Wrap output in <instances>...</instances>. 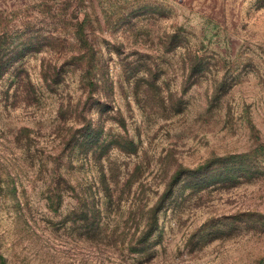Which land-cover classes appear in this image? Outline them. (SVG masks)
<instances>
[{
	"label": "rangeland",
	"instance_id": "1",
	"mask_svg": "<svg viewBox=\"0 0 264 264\" xmlns=\"http://www.w3.org/2000/svg\"><path fill=\"white\" fill-rule=\"evenodd\" d=\"M84 22L114 88L105 133L139 147L126 158L113 146L105 164L120 185L140 166L142 210L98 234L67 191L104 199L98 168L68 166L71 120L55 106L5 110L27 75L39 85L51 42L73 53ZM190 55L204 73L184 68ZM150 63L156 85L137 74ZM0 70V264H264V0H0Z\"/></svg>",
	"mask_w": 264,
	"mask_h": 264
},
{
	"label": "trees",
	"instance_id": "2",
	"mask_svg": "<svg viewBox=\"0 0 264 264\" xmlns=\"http://www.w3.org/2000/svg\"><path fill=\"white\" fill-rule=\"evenodd\" d=\"M89 28L90 25L87 22L80 25L79 30L82 33L74 44L72 54L66 51L68 48L66 42H51L49 56L43 58L42 69L37 76L39 85H34L30 75H27L22 80L23 84L18 86L13 94L10 90L6 91L7 108L5 110L23 106L27 111L33 109L35 112H40L47 106H55L58 118L61 122L64 121V125L71 120L73 126L64 129L68 133L64 140L65 149L70 152L68 166L73 168L76 162L81 161L82 166L91 165L98 168L104 199H99L93 191L90 195L87 190L79 193L78 189L72 186L67 191L72 193L76 200L77 206L73 212L80 220L82 227L88 232L98 234L103 230L106 231L110 222L115 223L127 211H133V206H137L141 201L140 197H137L139 191H135L133 196L135 178L140 173V166L135 167L122 185L119 182L118 171L107 170L106 155L113 146H117V151L126 158L136 157L139 147L134 140L126 138L128 141L123 144L119 142L120 136L113 132L105 133L107 122H114L112 115L107 116V111L111 109L114 88L110 78L100 72L103 71L99 67L100 49L93 35L89 33ZM182 64L185 69L188 68L196 74L204 73L206 70V63L200 56L190 55L187 59H183ZM157 71H159V65L150 63L145 67L142 66L137 74L142 75L146 82L156 85L158 75L155 72ZM1 72L0 70V78L4 77V73ZM216 93L218 94L216 99H219V91ZM95 108L101 110L99 125L94 124L89 116V112ZM19 140L20 137L16 138L17 144ZM27 141L26 150L30 152L31 141L28 139ZM113 161L107 162L110 165L114 164ZM55 162L62 163L61 158H57ZM56 169L60 170V164H57ZM179 178H181V172L173 176L174 182ZM4 184L0 171V192L3 191ZM63 184L61 176L56 183L49 186L47 200L51 206L61 203L65 191ZM137 207V211L142 210V205ZM120 225L119 221L115 223V227Z\"/></svg>",
	"mask_w": 264,
	"mask_h": 264
}]
</instances>
